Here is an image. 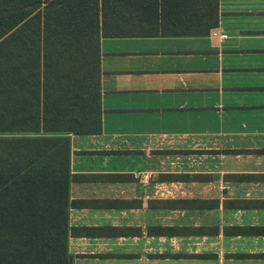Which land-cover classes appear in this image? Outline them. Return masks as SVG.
Returning a JSON list of instances; mask_svg holds the SVG:
<instances>
[{"label":"crops","instance_id":"1","mask_svg":"<svg viewBox=\"0 0 264 264\" xmlns=\"http://www.w3.org/2000/svg\"><path fill=\"white\" fill-rule=\"evenodd\" d=\"M165 1L171 16L177 0ZM263 21L264 0H217L216 25L207 35L100 37L99 51L103 38L125 47L107 52V67L100 53V132L68 134L71 264H264V100L224 102L220 93L213 104L189 102L180 80L178 87L160 88L173 93L163 100L134 94L122 102L115 93L160 90H103L101 77L185 75L198 69L184 58L204 51V43L190 49L181 39L206 37L210 47H219L227 38H219L226 35L222 26L264 33V27L255 30ZM106 92L112 93L108 99ZM184 108L212 109L218 120L212 127H187ZM123 111L166 113L163 126L152 130L146 118L120 119Z\"/></svg>","mask_w":264,"mask_h":264},{"label":"trees","instance_id":"2","mask_svg":"<svg viewBox=\"0 0 264 264\" xmlns=\"http://www.w3.org/2000/svg\"><path fill=\"white\" fill-rule=\"evenodd\" d=\"M165 2L0 0V264H71L68 134L100 132V37L216 25L217 0Z\"/></svg>","mask_w":264,"mask_h":264},{"label":"rangeland","instance_id":"3","mask_svg":"<svg viewBox=\"0 0 264 264\" xmlns=\"http://www.w3.org/2000/svg\"><path fill=\"white\" fill-rule=\"evenodd\" d=\"M255 29L262 30V25ZM226 34V39L220 46H209L206 37L201 39L183 38L180 41L184 45L196 46L195 42L202 41L204 51L190 52L193 58H184L185 64L197 68L198 70L189 72L182 76H157L146 77L142 73L128 74H110L103 72L101 77L102 89L109 90L112 86L118 85L121 88H142L148 86L160 90L163 86L169 85L178 87L180 80L182 82V98L189 102L198 101L199 103L213 104L219 99L220 93L222 100H264V33H248L244 28L221 27ZM102 50L104 67L112 63V55L107 53L125 47V42L115 38H103ZM186 43V44H185ZM191 49V48H190ZM218 61H221L220 64ZM158 80H157V79ZM154 79V80H148ZM249 86V87H248ZM112 93L106 92L105 99ZM122 102L132 99L134 94L142 97L168 98L172 92L165 93V90L148 91L134 93L131 91L115 93ZM179 94H177L178 97ZM115 97V99H117ZM125 100V101H124ZM163 100V99H160ZM118 102V101H117ZM121 102V103H122ZM204 111V112H203ZM123 111L119 115L120 119H127L126 116L139 117L149 121L152 130H157L163 126L161 118L166 113L158 111L132 112ZM183 117L187 119V127L193 126L194 129H200L202 126H215L218 118L212 113V109L200 108L198 111L183 109ZM214 120V123H212ZM191 121L195 123H191ZM223 122H227V117H223ZM146 125V122H145Z\"/></svg>","mask_w":264,"mask_h":264},{"label":"built area","instance_id":"4","mask_svg":"<svg viewBox=\"0 0 264 264\" xmlns=\"http://www.w3.org/2000/svg\"><path fill=\"white\" fill-rule=\"evenodd\" d=\"M219 38H220V39H222V38H226V35L221 34V35H219Z\"/></svg>","mask_w":264,"mask_h":264}]
</instances>
